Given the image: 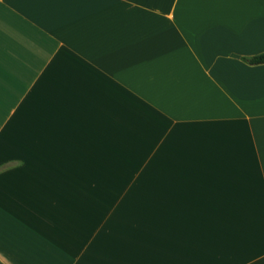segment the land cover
Returning a JSON list of instances; mask_svg holds the SVG:
<instances>
[{
  "label": "crops",
  "instance_id": "crops-1",
  "mask_svg": "<svg viewBox=\"0 0 264 264\" xmlns=\"http://www.w3.org/2000/svg\"><path fill=\"white\" fill-rule=\"evenodd\" d=\"M264 0H0L1 264H264Z\"/></svg>",
  "mask_w": 264,
  "mask_h": 264
},
{
  "label": "trees",
  "instance_id": "trees-1",
  "mask_svg": "<svg viewBox=\"0 0 264 264\" xmlns=\"http://www.w3.org/2000/svg\"><path fill=\"white\" fill-rule=\"evenodd\" d=\"M242 59L249 64L264 63V52L250 57H243Z\"/></svg>",
  "mask_w": 264,
  "mask_h": 264
},
{
  "label": "water",
  "instance_id": "water-1",
  "mask_svg": "<svg viewBox=\"0 0 264 264\" xmlns=\"http://www.w3.org/2000/svg\"><path fill=\"white\" fill-rule=\"evenodd\" d=\"M1 264V263H0Z\"/></svg>",
  "mask_w": 264,
  "mask_h": 264
}]
</instances>
